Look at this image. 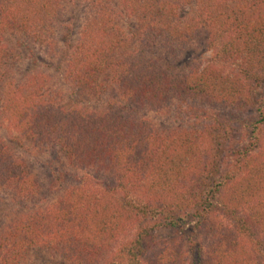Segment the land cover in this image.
Masks as SVG:
<instances>
[{
	"label": "trees",
	"instance_id": "16d2710c",
	"mask_svg": "<svg viewBox=\"0 0 264 264\" xmlns=\"http://www.w3.org/2000/svg\"><path fill=\"white\" fill-rule=\"evenodd\" d=\"M66 1L0 0L1 114L67 164L52 177L57 200L45 204L40 181L0 138V190L26 205L0 231V264H23L35 249L70 264H264L242 240L263 251L264 0H84L65 78L81 91L109 84L122 105L98 111L66 108L42 73L17 78L20 49L59 53ZM123 18L139 30L133 49ZM202 30L213 52L202 70L175 74L153 57ZM193 105L198 121L165 135L138 117ZM167 230L176 237L163 240ZM195 233L205 248L190 241Z\"/></svg>",
	"mask_w": 264,
	"mask_h": 264
},
{
	"label": "rangeland",
	"instance_id": "374dc122",
	"mask_svg": "<svg viewBox=\"0 0 264 264\" xmlns=\"http://www.w3.org/2000/svg\"><path fill=\"white\" fill-rule=\"evenodd\" d=\"M64 11L58 19V46L59 50L55 57H49L46 53L36 47L29 49H20L21 63L17 69V78L21 80L25 75L32 73H42L49 80L51 91L60 96L62 104L66 108H81L89 111H98L109 109L112 106H121L122 103L117 95L112 93L109 84L101 82L98 88L94 90L81 91L71 86L65 78V70L67 66L68 52L79 41L84 28V20L88 12V8L84 0H67L64 4ZM121 28L130 42V48L136 44V38H139V30L136 25L123 18ZM206 31L202 30L200 35L194 38V41L183 47L182 50L175 54H168L163 51L153 52L154 58H159L163 68L171 70L175 74L187 75L193 71L202 70L209 65L213 57V52L206 44ZM15 45L16 41H11ZM115 99V102H113ZM117 100V101H116ZM169 107L159 113L150 109L139 111V118L145 119L156 129L160 135L168 134L171 128H187L191 124L198 121L195 119L200 116L197 109L202 110V106L193 105L191 109L186 110L181 115L177 116L176 111H168ZM120 110V108H118ZM209 110V108H203ZM123 111L122 109L120 112ZM174 111V112H173ZM203 123V122H202ZM0 138L7 145L11 152L24 160L30 167L31 172L40 181L43 193L47 196L45 204H51L57 200V195L49 194V188L52 183L53 174L57 171L66 169L67 164L63 162L54 163L50 157L43 151L37 149L33 144L23 139L16 133L9 124L4 120L0 111ZM215 143L214 141H211ZM26 205L21 204L9 196L7 192L0 190V231L2 228L11 222L14 218L22 215L25 212ZM163 240H170L176 237L173 231H163L161 234ZM203 235L198 233L190 235V241L205 248ZM247 250L254 254L256 258L264 263V248L260 252L256 247V242L250 238L242 237ZM184 246L187 241L184 240ZM23 264H70L67 259L53 252L41 249L30 250L25 254Z\"/></svg>",
	"mask_w": 264,
	"mask_h": 264
}]
</instances>
